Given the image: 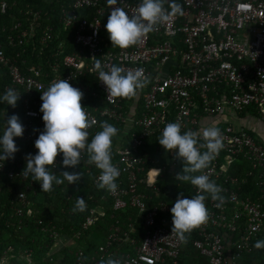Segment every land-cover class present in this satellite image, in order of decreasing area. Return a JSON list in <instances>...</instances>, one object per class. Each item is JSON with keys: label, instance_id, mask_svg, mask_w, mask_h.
Here are the masks:
<instances>
[{"label": "built area", "instance_id": "1", "mask_svg": "<svg viewBox=\"0 0 264 264\" xmlns=\"http://www.w3.org/2000/svg\"><path fill=\"white\" fill-rule=\"evenodd\" d=\"M33 2L17 8L16 1L0 0V16L12 8L17 10L9 25L0 23V83L8 80L0 94L9 88L20 94L17 105L9 111L10 117L17 115L24 126L20 138L31 154L38 151L34 142L44 127L41 92L53 81L67 79L81 90V105L95 121L87 129L88 139L101 129L102 121L120 125L121 136L131 132L129 145L116 147L114 152L113 163L120 169L118 189L102 190L111 200L112 211L134 210L138 219L128 217L123 226L110 225L103 244L89 254L73 238L60 240L51 227L47 231L54 240L52 252L76 248L71 264H100L109 257L122 258L126 264H165L177 258L183 241L171 233L170 209L178 195L190 198L197 194V188L187 182L188 191L174 197L164 188V197L173 203L160 200L157 184L163 180L166 167L159 165L158 158L166 150L161 145L150 148L148 142L158 137L167 123L179 122L182 132L215 123L224 144L209 167L195 173L206 174L219 185L224 201L217 207L219 201L205 200L209 218L193 229L194 248L209 264H237L242 255L251 253L254 243L264 235V144L239 119L244 116L264 122V0H177L182 15L158 25L138 44L117 51L111 50L112 44L104 48L109 45V34L104 39L101 33L106 31L108 16L116 7L134 13L139 0H117L112 6L107 0H71L46 14ZM31 57L44 63H32ZM96 59L105 70L113 64L125 72L143 69L150 82L124 106L123 97L108 96L98 73L91 70ZM87 77L93 78L95 89L80 81ZM200 143H204L202 138ZM84 151L80 166L97 186L100 170L88 163ZM168 155L171 177L180 182L176 175L180 173L177 168L184 166L183 160L175 150ZM7 165H14L6 172L8 179L24 180L23 170H17L20 165L10 159L0 160V180ZM66 168L62 154H58L52 171ZM31 185L14 196V216L33 215L27 199ZM104 215L103 206L90 209L81 228L88 230ZM137 222L143 232L138 242L131 237L138 232ZM24 257L26 264H31L29 253ZM62 257L57 258L59 264ZM7 259L5 254L0 264Z\"/></svg>", "mask_w": 264, "mask_h": 264}, {"label": "clouds", "instance_id": "2", "mask_svg": "<svg viewBox=\"0 0 264 264\" xmlns=\"http://www.w3.org/2000/svg\"><path fill=\"white\" fill-rule=\"evenodd\" d=\"M168 7H165V4ZM112 6L117 0H107ZM183 9L177 0H139L134 13L126 12L122 7H116L108 16L105 29L109 34L112 46L127 49L138 44L148 33L176 15H182ZM99 59L94 61L92 71L98 73V80L106 86L108 96L130 98L135 97L150 82L144 75L143 69L125 72L120 66L113 64L105 70ZM83 93L72 86L67 79L53 81L46 90L41 92L43 130L39 132L34 142L38 150L35 154L26 155V167L23 170L25 177L31 176L33 181L40 184L41 192H49L54 185H67L78 182L81 172L63 171L62 178L51 170L55 165L58 154H62V165L75 168L81 164L82 151L86 149L88 163L94 164L100 170L98 189L116 192V183L120 176V169L112 161L113 138L118 129L102 121L100 128L89 141L87 131L95 121L82 107ZM20 94L9 88L0 94V103L16 106ZM24 126L20 118L13 114L0 129V160L14 158L19 150L14 137H22ZM204 143H200V139ZM158 143L166 150H175L176 155L183 160L182 175L177 173L176 178L190 182L197 188V194L183 197L177 196L170 209L172 214L171 233L181 240H186V234L207 222L209 212L205 200L210 197L213 201H219L220 207L224 201L221 195L222 189L206 174L194 175L209 167L219 152L223 149V137L220 128L215 123L203 126L198 131H181L179 122H170L165 125L157 138ZM206 148V151H201ZM159 172L158 169H155ZM73 212L86 210L85 198L77 197ZM256 249H264V239L254 243ZM100 264H126L122 258L109 257Z\"/></svg>", "mask_w": 264, "mask_h": 264}, {"label": "trees", "instance_id": "3", "mask_svg": "<svg viewBox=\"0 0 264 264\" xmlns=\"http://www.w3.org/2000/svg\"><path fill=\"white\" fill-rule=\"evenodd\" d=\"M7 1L10 3L16 1L18 4L17 8L22 7L27 2H33L32 0ZM52 1V4L49 5L47 2L37 0L33 2V5L46 14L51 8H57V6L62 4L67 5L71 0ZM130 1L132 2L135 0ZM16 12L17 10L12 8L6 15L0 16V23L9 25L12 20V15H16ZM101 35L104 39L107 38L106 31H103ZM107 42L109 45L107 48L104 46L105 49H108L111 45L110 40ZM118 49L119 47L112 46L111 50L117 51ZM45 56L46 58H49L47 55ZM29 59L32 63L42 62L39 61L38 57H31ZM42 59L44 61L45 57ZM80 81L83 82V84L89 85L93 89L96 88L92 77L80 79ZM5 83H8L6 78L0 83V90H2L1 87ZM133 98L134 97L123 98V105L129 106L133 101ZM137 101L138 109L142 108V98H139ZM11 108H13V106L7 105L6 102L0 103V129L4 126V122L10 118L9 111ZM115 126H117L118 133L113 138L112 161L115 159L114 152L116 147L128 146L131 134L130 132L126 136H121V126L118 124H115ZM100 130L102 129H98V131ZM93 136L88 140L90 141ZM157 138L158 137H154L149 140L148 146L150 148L160 145ZM14 141L19 150L14 154V158H11L10 160L19 164L20 166L17 170L22 171L27 163L25 157L27 154L31 153V151L29 146L23 142L20 137H14ZM168 153L169 151H165L164 156L166 157L164 158L163 156L162 158H158L159 165H163L166 168L162 171L163 180L158 182L157 185L161 192L160 200L173 203L172 200L164 197V188L170 189L172 197H174L183 190L185 192L188 191L189 186L185 181L176 182L172 179L168 166L170 159ZM83 156L88 158L86 150L84 151ZM11 168H14V165L6 166V170L1 174L0 180V260L5 254L8 256L7 262L4 264H26V259L24 257L25 252L29 253L31 264H59L57 258L60 255L63 256L60 258L61 264H71L74 258V249L76 248H66L60 254L53 253L52 247L54 240L51 238L50 232L47 231L51 227H54L60 240L73 238L77 245L84 249L86 254H89L98 245L103 244L110 225L118 223L123 226L127 223L128 217L133 221H138L135 214L136 211L134 210H128L126 212L112 211L110 209L111 200L107 198L102 189H98L97 186L92 184L90 180L91 176L86 175L85 169L80 165L75 168L67 167L59 172L53 171L55 175L61 178L63 171L81 172L82 176L80 180L74 184L67 185V181H65L63 184L54 185L53 189L49 192H41L40 184L33 181L31 176L25 177L22 181L19 179H8L6 172ZM182 169L183 167H178L177 171L182 172ZM30 183H32V188L27 192V199L31 203L30 207L33 215L16 217L13 215L12 200L17 192L24 190L30 185ZM251 194L253 197L256 196L254 192ZM77 197L85 198L86 210L83 212H73L72 210ZM99 205L105 207V215L101 217L94 226L88 230H83L81 225L84 222L85 217L88 215L89 210ZM38 221H41L42 224H37ZM136 226L138 232L132 234L131 237L138 242L142 239L143 232L141 230L140 222H137ZM75 236H78V238L76 239ZM195 239L196 232L194 230L189 234H186V240L183 241L182 248L179 251L177 258L173 262L168 261L165 264H209L208 258L200 255L194 248L193 242ZM260 239H264V235ZM9 248L11 251H8ZM237 264H264V249H256L254 247L251 253L242 255L238 259Z\"/></svg>", "mask_w": 264, "mask_h": 264}, {"label": "crops", "instance_id": "4", "mask_svg": "<svg viewBox=\"0 0 264 264\" xmlns=\"http://www.w3.org/2000/svg\"><path fill=\"white\" fill-rule=\"evenodd\" d=\"M239 120L241 125L254 134L258 140L264 144V122L257 120L256 118H245L244 116H241Z\"/></svg>", "mask_w": 264, "mask_h": 264}, {"label": "rangeland", "instance_id": "5", "mask_svg": "<svg viewBox=\"0 0 264 264\" xmlns=\"http://www.w3.org/2000/svg\"><path fill=\"white\" fill-rule=\"evenodd\" d=\"M7 262V261H6Z\"/></svg>", "mask_w": 264, "mask_h": 264}]
</instances>
